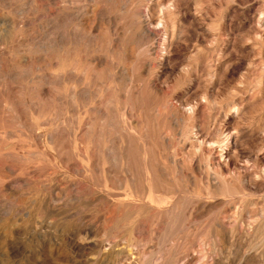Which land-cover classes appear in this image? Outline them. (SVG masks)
<instances>
[{"label":"bare ground","instance_id":"bare-ground-1","mask_svg":"<svg viewBox=\"0 0 264 264\" xmlns=\"http://www.w3.org/2000/svg\"><path fill=\"white\" fill-rule=\"evenodd\" d=\"M131 6L132 0H0V191L8 202L5 214L34 236L47 230L43 219L48 214L78 220L84 212L81 207L95 201L100 192L117 190L121 204L129 199L143 203V194L151 189L146 187L149 156L173 167L189 200L190 221L194 212L203 216L211 208L208 200L209 205H194L196 176L205 181L208 192L219 183L214 174H205L206 166L198 164L192 151L193 142L210 143L193 134L191 103L176 105L175 87L159 85L156 30L161 20L143 16ZM123 16L126 24L121 23ZM153 126H158L157 134L151 132ZM183 142L191 146L185 150ZM228 157L222 149L220 159ZM161 160L149 164L158 180L153 186L161 184L158 194L163 198L179 189ZM59 171L74 172L84 187L71 183L73 194L64 196L51 185ZM118 206L111 216L125 213ZM209 225L206 237L212 230ZM214 226L222 236L240 235L220 222ZM89 237L69 239L71 250L102 246L98 238ZM14 248L6 250L7 258Z\"/></svg>","mask_w":264,"mask_h":264},{"label":"rangeland","instance_id":"rangeland-1","mask_svg":"<svg viewBox=\"0 0 264 264\" xmlns=\"http://www.w3.org/2000/svg\"><path fill=\"white\" fill-rule=\"evenodd\" d=\"M131 7L156 22L161 20L164 27L156 30L157 56L161 58L156 72L159 85L164 89L175 87L176 105L191 103L195 108L193 134L200 140L206 137L210 143L193 142L192 150L198 164L206 166L205 174H214L219 183L208 192L205 181L196 176L197 198H193L199 202L193 199L194 205L210 201L209 213L204 218L196 211L192 221L188 219L189 200L183 184L174 177L171 165L153 156L147 158V172L151 174L146 187L151 189L143 194V203L129 199L121 204L117 190L100 192L95 201L81 207L84 212L78 220L48 214L43 219L47 230L39 236L22 229V222L5 214L8 202L0 191V264H264V0H132ZM126 21L127 17H121L122 24ZM158 130V126L151 128L154 134ZM187 144H181L185 150L191 146ZM222 149L229 153L225 160L220 159ZM154 160L165 165L177 182L178 193L163 198L158 194L162 186H153L158 181L150 168ZM59 172L51 185L64 196L73 194L71 183L84 187L74 172L65 173L67 177L64 171ZM115 201L125 212L119 218L117 213L111 216L117 208ZM218 222L240 235L233 239L218 234L213 228ZM205 225L212 229L207 237ZM85 235L90 240L99 239L97 243L103 248L91 244L81 251L71 250L69 239L83 240ZM13 246L16 249L9 259L6 256L10 251L6 250Z\"/></svg>","mask_w":264,"mask_h":264}]
</instances>
